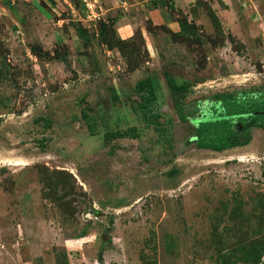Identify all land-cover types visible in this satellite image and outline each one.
<instances>
[{"label":"rangeland","instance_id":"obj_1","mask_svg":"<svg viewBox=\"0 0 264 264\" xmlns=\"http://www.w3.org/2000/svg\"><path fill=\"white\" fill-rule=\"evenodd\" d=\"M86 1L0 0V264H264V129L199 142L219 94H264V0L148 47Z\"/></svg>","mask_w":264,"mask_h":264},{"label":"crops","instance_id":"obj_2","mask_svg":"<svg viewBox=\"0 0 264 264\" xmlns=\"http://www.w3.org/2000/svg\"><path fill=\"white\" fill-rule=\"evenodd\" d=\"M196 0H104L105 12L113 17V26L121 36L128 39L140 32L145 37L146 46H150L145 33L148 23L153 27L163 26L168 31H180L179 20L185 18L188 23L195 24L202 20ZM205 1V0H203ZM208 5L212 8L215 15L225 23L226 17L235 18V12L231 0H208ZM220 5V6H218ZM221 7V8H220ZM117 8H121V13H115ZM125 10V11H123ZM231 12V13H230ZM227 15V16H225ZM227 22V21H226ZM232 26V27H231ZM237 26L236 22L230 25L233 29ZM198 30V29H197ZM182 45L175 43L171 48L172 52H181Z\"/></svg>","mask_w":264,"mask_h":264},{"label":"trees","instance_id":"obj_3","mask_svg":"<svg viewBox=\"0 0 264 264\" xmlns=\"http://www.w3.org/2000/svg\"><path fill=\"white\" fill-rule=\"evenodd\" d=\"M196 6H201L203 0H196ZM209 6V5H208ZM209 10L212 12L213 21L219 23L218 17L215 15L212 8L209 6ZM180 31L172 32L173 35L179 36L183 41L189 40V30L191 26L195 24H190L185 18L179 20ZM171 47V46H170ZM172 48V47H171ZM145 88L149 89L150 93H153L152 83L149 78H145L137 83V89L143 91ZM221 101L222 111L224 112L223 117L207 121L200 124V129L202 130L199 134V142L203 144H211L220 142L222 147L230 146L231 144L225 142L224 138L228 135H234L236 130L232 127V118L237 116V120L241 125L250 123L252 121H257L262 123L264 126V94L252 95V96H242L232 92H226L219 94ZM130 131H134V128L125 129L123 131L118 130L115 133H106V137H119L125 136ZM135 135V133H133ZM245 136H248V132H244ZM98 262L102 261L101 252L97 255Z\"/></svg>","mask_w":264,"mask_h":264},{"label":"built area","instance_id":"obj_4","mask_svg":"<svg viewBox=\"0 0 264 264\" xmlns=\"http://www.w3.org/2000/svg\"><path fill=\"white\" fill-rule=\"evenodd\" d=\"M84 2H86V6L89 8L88 10H89V12L86 14L87 15V17L90 19V20H93L95 17H96V14L94 13V11L92 10V7H93V5H92V7H91V4H90V2H88V1H86V0H84Z\"/></svg>","mask_w":264,"mask_h":264},{"label":"flooded vegetation","instance_id":"obj_5","mask_svg":"<svg viewBox=\"0 0 264 264\" xmlns=\"http://www.w3.org/2000/svg\"><path fill=\"white\" fill-rule=\"evenodd\" d=\"M252 122H255V123L259 124V125L262 127V129H264V126H263L262 123H259V122H257V121H252Z\"/></svg>","mask_w":264,"mask_h":264},{"label":"water","instance_id":"obj_6","mask_svg":"<svg viewBox=\"0 0 264 264\" xmlns=\"http://www.w3.org/2000/svg\"><path fill=\"white\" fill-rule=\"evenodd\" d=\"M264 114V112H262Z\"/></svg>","mask_w":264,"mask_h":264}]
</instances>
